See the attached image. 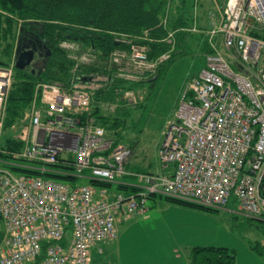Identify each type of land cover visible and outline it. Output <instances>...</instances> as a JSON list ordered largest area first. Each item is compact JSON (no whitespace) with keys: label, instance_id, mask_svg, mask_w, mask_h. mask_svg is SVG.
Here are the masks:
<instances>
[{"label":"built area","instance_id":"obj_1","mask_svg":"<svg viewBox=\"0 0 264 264\" xmlns=\"http://www.w3.org/2000/svg\"><path fill=\"white\" fill-rule=\"evenodd\" d=\"M211 1L202 29L210 50L188 81L157 150L164 174L126 169L131 149L114 146L102 128L78 118L90 105L89 89L36 85L41 107L32 109L20 134L24 145L11 155L40 174L0 167V264H90L94 245L117 238L119 218L145 214L148 197L156 194L202 208L234 204L240 214L264 218V0ZM192 31H199L195 24ZM60 46L76 66L96 60L94 48L70 41ZM146 51L132 43L126 67L118 63L124 51L112 52V61L119 72L141 73L167 57L147 64ZM12 74L11 65L0 66V138ZM65 151L73 154L75 176L104 183L135 178L138 191L109 194L104 187L44 176L60 173L51 166Z\"/></svg>","mask_w":264,"mask_h":264},{"label":"trees","instance_id":"obj_2","mask_svg":"<svg viewBox=\"0 0 264 264\" xmlns=\"http://www.w3.org/2000/svg\"><path fill=\"white\" fill-rule=\"evenodd\" d=\"M181 1L176 4L180 5L178 8L172 4L175 19L169 21V29L189 23L190 5L185 6L183 0ZM168 2L169 0H0V66L9 65L15 50L12 40L21 30L36 31L46 46V53L50 51L39 72L13 69L1 135L6 131H9V134L3 144H0L3 150L0 153V167H7L15 173L40 174L38 171L21 167L24 165L21 160L11 155L19 152L24 145L20 134L28 124L32 109L41 107L36 90L39 82L57 84L63 89L75 85H83L89 89L91 96L87 110H90L95 119L96 123L93 124L106 132V136L113 140L114 146L121 143L131 148L132 138L128 134L139 119L138 110L142 107L144 98L143 96L139 99L140 92L143 88L154 85L164 66L160 65L156 74L144 71L138 78L131 79L119 75V67L112 63L108 56L115 49L127 50L132 44L129 41L134 42V38L141 36L144 31H148L147 34L151 38L149 41L140 42L149 50L148 59L155 60L165 53L170 48V43L166 40L167 28L158 24ZM120 34L123 36H119ZM185 36L186 34L182 33L176 34L177 39H183ZM63 41H71L77 44L78 48H95V62L91 65L76 66L68 57V53L59 46ZM126 92H131V96L126 95ZM123 96L125 98H122ZM108 106L109 110L105 108ZM87 110L78 117L86 123L91 122L88 120ZM73 161L71 152H61L58 162L51 166L60 173L43 175L70 185H78L77 181L84 179L93 187L109 189L110 183L75 176ZM132 170L150 173L139 168ZM116 189L123 193L138 191L134 183H118ZM165 199L175 204L200 208L189 202L166 197ZM200 209L214 211L210 208ZM3 236L2 225L0 244ZM101 253L102 248L99 254ZM189 264H234V259L227 248L196 247L189 254Z\"/></svg>","mask_w":264,"mask_h":264},{"label":"rangeland","instance_id":"obj_3","mask_svg":"<svg viewBox=\"0 0 264 264\" xmlns=\"http://www.w3.org/2000/svg\"><path fill=\"white\" fill-rule=\"evenodd\" d=\"M179 2L182 1L169 0L166 7L169 13L164 12L161 20L165 18V21H171L174 15L172 4L178 8L180 5L176 4ZM191 2L192 0H183L185 6L190 5ZM209 6V0L205 2L199 0L198 15L202 16L204 8ZM190 10L192 11V8ZM167 28L170 31V26L167 25ZM15 38L17 39L14 37L12 40L14 45ZM182 40L183 42L177 46ZM216 44H218L217 39ZM205 49L206 41H203L198 34L190 33L183 39L176 38V48L171 49L170 58L163 63L158 62L149 71L150 74H156L157 68L162 64L164 66L154 85L143 88L140 95L138 94L139 99L143 96L144 98L142 107L137 109L139 119L136 126L128 134L132 138V154L126 168L130 171L139 168L154 174L165 173V168H162L157 156L162 133L167 120L176 111L188 81L202 69ZM113 53L108 59L114 60ZM124 53L125 56L119 61L126 66L129 52L124 51ZM128 64L132 68L137 66L138 69H146L145 64L136 65L131 62ZM137 77L138 75L132 76L131 79ZM105 108L109 110V106ZM86 113L89 119H85L94 123L95 119L90 114V110ZM7 134L9 131L3 132L0 144H3ZM168 168H172V165L169 164L166 169ZM120 181L137 184L135 178L123 177L117 180ZM77 183L87 184L84 179H79ZM108 191L109 194L118 192L116 183H112ZM147 207L149 210L144 215L123 220L117 226L119 234L117 239L110 243H100L103 253L101 256L93 254L96 263L189 264V254L194 248L221 247L227 248L232 254L234 264H264V220L238 213L234 204H228L214 211H205L200 209L201 207L180 206L166 200L165 195L156 194L148 197ZM94 261L91 264H96Z\"/></svg>","mask_w":264,"mask_h":264},{"label":"flooded vegetation","instance_id":"obj_4","mask_svg":"<svg viewBox=\"0 0 264 264\" xmlns=\"http://www.w3.org/2000/svg\"><path fill=\"white\" fill-rule=\"evenodd\" d=\"M19 35L20 37L18 39H20V43L22 46L29 45L30 47L31 46L38 47L37 39L39 40V37L36 31L22 30ZM35 49H36L35 58H34V61L32 62V65H33L32 69H34V71H31V72H35V71L39 72L41 70V67L44 66L46 58H48L49 56L46 53V48H44L43 45Z\"/></svg>","mask_w":264,"mask_h":264},{"label":"water","instance_id":"obj_5","mask_svg":"<svg viewBox=\"0 0 264 264\" xmlns=\"http://www.w3.org/2000/svg\"><path fill=\"white\" fill-rule=\"evenodd\" d=\"M38 47L35 46H22L20 43V39H18L14 54V67L15 69H19L22 71L31 70V63L35 58V48H39V46L43 45L44 48L46 46L42 43V41L37 39ZM50 54V51L47 52ZM32 71V70H31Z\"/></svg>","mask_w":264,"mask_h":264},{"label":"crops","instance_id":"obj_6","mask_svg":"<svg viewBox=\"0 0 264 264\" xmlns=\"http://www.w3.org/2000/svg\"><path fill=\"white\" fill-rule=\"evenodd\" d=\"M162 135H163V133H162ZM169 202H171V201H169ZM173 203V202H172ZM180 205V204H179ZM181 206V205H180ZM183 206V205H182ZM184 207H190V206H184ZM144 215V214H143ZM138 216H141V215H138ZM129 218H131V217H129ZM129 218H125V217H122V218H119V220L117 221V223H116V225L118 226L123 220H127V219H129ZM117 229H118V227H117ZM118 237H119V234H118ZM117 237V238H118ZM108 243H110V242H108ZM98 247H101V246H99V245H95V246H93L92 248H91V253H90V264L95 260L94 258H93V254L95 253V255H100L101 256V254H99V252L97 251V248ZM102 248V247H101ZM102 252H103V249H102ZM94 263H96L95 261H94ZM96 264H100V263H96Z\"/></svg>","mask_w":264,"mask_h":264}]
</instances>
